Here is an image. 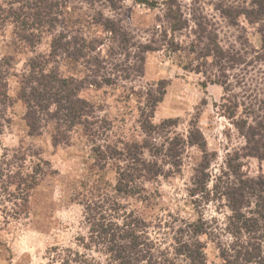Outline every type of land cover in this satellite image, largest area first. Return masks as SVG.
I'll list each match as a JSON object with an SVG mask.
<instances>
[{
    "label": "rangeland",
    "instance_id": "obj_1",
    "mask_svg": "<svg viewBox=\"0 0 264 264\" xmlns=\"http://www.w3.org/2000/svg\"><path fill=\"white\" fill-rule=\"evenodd\" d=\"M13 1L0 0V5L8 8V3ZM253 1L179 0L187 18L203 20L204 17L205 22L213 23L222 47L249 52V57L252 56V50L262 45L259 24L250 23L244 14H240L242 9L250 8ZM18 4L16 2L14 6ZM70 4L78 8L72 12L73 15L80 14L84 19H90L98 11L103 17L113 19L127 29L136 43L146 42L156 32L161 34L166 26L162 6L152 8L134 0H120L121 7L117 9L101 3L89 5L83 0H72ZM221 8L231 10L235 23L223 15ZM76 27L81 29V34L103 38L105 44L101 50L104 56L107 55V48L115 45L112 35L99 24L92 22L89 25L82 21ZM195 28L191 19L188 28L176 33L177 42L185 45L194 40ZM16 30L15 22L0 9V57H12V67L7 77L11 103L4 106L7 122L0 133V166L4 161H12L13 154L18 152L25 157V172L37 167L42 172L30 193L25 191V201L21 191L16 190L15 186H8L0 178V264H60L55 251L57 247L82 250L78 238L86 236L88 232L84 203L97 198L98 186L117 197L127 210L141 216L148 225L150 235L163 246L172 244L174 228L182 225L183 221L204 218L215 230L210 239L207 235L202 236L206 243L207 260L209 264L218 263L220 258L216 236L219 234L224 242L231 239L224 230L231 210L227 200L213 187L218 179V183H222L227 177L232 178L228 163L232 161L234 152L246 142L233 121L220 108L223 85L209 81L203 73L185 68L187 63L191 62L193 65H189L195 67L197 62L195 55L188 52L172 53L165 49L149 51L145 53L143 74L130 79H124L125 73L120 69L135 62L133 53L136 49L130 48L131 55L123 52L107 55V67L101 72L110 75L113 81L100 87L87 86L81 92L95 106L96 116L105 119L106 128L101 129L97 139L92 140L84 134L82 127H75L70 131L68 143L55 144L51 121L44 122L41 134H28L24 119L26 106L18 98L20 74L26 69L29 59L50 51L53 34L43 33L41 41L32 47L19 39ZM109 61L120 63V66H114ZM58 67L63 74L74 73L81 77L90 73L69 59H60ZM129 71L134 74L133 70ZM226 73L233 85V92L240 99L250 97V93H253L251 77L256 80L262 75L239 69L227 70ZM245 74L250 83L249 87H245L247 92L238 85L243 84L239 83L240 76ZM259 82V79L254 82L255 86L264 89V85ZM160 88L164 93L162 100L155 106L153 121L160 123L164 119L175 118L177 124L171 128L187 138L191 121L196 120L205 136L210 160L207 186L213 191L210 199L201 194L192 195L194 173L203 158V150L189 143L183 149L179 169L146 182L140 198L119 195L112 190L116 174L111 162L102 171L103 178L100 180L101 171L94 166V142L121 146V141L143 140L145 134L139 123L140 111L147 109L145 104L151 97L159 95L157 89ZM245 111L238 110V116H243ZM164 138L160 137L158 141ZM237 162V170L245 177L264 175V158L242 157ZM262 246L264 250V241Z\"/></svg>",
    "mask_w": 264,
    "mask_h": 264
},
{
    "label": "trees",
    "instance_id": "obj_2",
    "mask_svg": "<svg viewBox=\"0 0 264 264\" xmlns=\"http://www.w3.org/2000/svg\"><path fill=\"white\" fill-rule=\"evenodd\" d=\"M71 1L14 0L8 3V8L0 5V9L15 22V34L30 46L39 43L43 33L53 34L50 51L29 59L26 69L19 76L18 98L26 106L24 119L28 134H41L44 122L51 121L54 125L55 144L68 143L70 131L79 126L86 136L92 140L97 139L101 129L106 128L105 119L96 116L95 106L81 92L87 86L100 87L113 81L110 75L101 72L107 67V55L122 52L131 55L130 48L136 49L133 53L135 62L120 69L125 73L123 78L130 79L143 74L145 53L149 51L165 49L172 53L194 54L197 61L195 67L190 66L189 64L193 65L190 62L185 68L203 73L209 81L223 85L224 95L220 108L246 141L244 146L234 152L232 161L228 163L232 178L227 177L222 183H218V179L213 187L227 200L231 210L224 229L231 239L224 242L219 234L216 236L220 261L214 264H264V175L250 178L237 170V161L242 157L264 158V89L254 84L259 79V84L264 85V0H254L250 8L242 9L240 13L250 23L259 24L262 45L259 49L252 50L251 57L249 52L222 47L213 23L205 22L204 17L203 20L191 18L196 25L194 40L185 45L177 42L176 33L188 28L191 20L185 16L179 0H134L152 8L162 6L166 24L161 34L156 32L153 34L155 37L139 43L133 42L127 29L113 19L103 17L99 11L90 19H84L80 14L73 15L72 12L78 8L70 4ZM83 1L89 5L101 3L111 9L121 7L120 0ZM16 2L19 3L18 6H14ZM220 11L235 23L231 10L221 8ZM82 21L89 25L92 22L99 24L105 32L112 35L115 45L107 48L106 56L101 50L105 44L103 38L80 33L81 29L76 25ZM60 59L75 61L90 73L81 77L74 73L63 74L58 67ZM109 63L120 66V63ZM11 67V56L0 57V133L7 122L4 106L11 103L7 89ZM250 67L252 70H249ZM234 69L263 75L256 80L251 77L253 93H250V97H245L248 100L244 97L240 99L233 92V85L226 72ZM239 83H243L238 84L241 90L247 92L245 87H249L250 83L246 74L240 76ZM157 92L159 95L151 97L145 104L147 109L140 111L139 123L145 134L143 140L121 141V146L94 142V166L101 171L100 180L103 178L102 171L111 162L116 174L112 190L119 195L140 198L145 191L146 182L179 169L183 149L189 143L198 145L203 150V158L194 173L192 195L201 194L210 199L213 191L207 186L210 160L205 136L196 120L191 121L187 138L171 128L177 124L175 118L155 123V106L162 100L164 90L160 88ZM240 109L247 110L242 113L243 116H238ZM160 137L165 138L158 141ZM23 161L25 157L20 153L13 154L12 161L3 162V165L6 164L5 168L0 166V178L8 186H15L16 190L21 191L25 201V191L30 193L42 171L37 167L25 172ZM96 190H99L97 198L84 203L88 232L86 236L78 238L82 250L57 247L55 251L60 264H209L202 236L207 235L210 239L215 230L204 218L183 221L182 225L174 228L172 244L163 246L150 235L148 225L141 216L127 210L117 197L101 190L99 186Z\"/></svg>",
    "mask_w": 264,
    "mask_h": 264
}]
</instances>
